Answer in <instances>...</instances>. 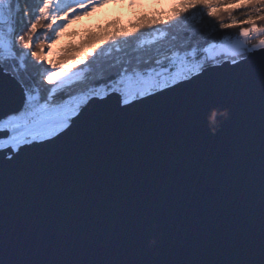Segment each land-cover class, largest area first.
<instances>
[{
    "label": "snow or ice",
    "instance_id": "1",
    "mask_svg": "<svg viewBox=\"0 0 264 264\" xmlns=\"http://www.w3.org/2000/svg\"><path fill=\"white\" fill-rule=\"evenodd\" d=\"M73 2L77 3L75 8L62 0H0V169L5 173L28 169L34 150L58 145L86 119L99 117L96 124L109 130L146 104L161 99L173 109L177 149L188 145L195 154V166L196 155L207 146L201 131L210 128L207 135L216 143L225 127L243 134L241 88L256 71L261 83L264 148V0H245L239 17L230 7L239 0H180L172 17L161 22L169 28L183 23V28L170 36L160 32L156 38L140 40L135 47L124 40L127 47H115V54H106L105 48L119 42L118 35L103 36L53 61L47 52L64 31L69 13L75 15L91 6ZM238 20L242 25L239 37L234 38L231 29ZM41 30L54 35L40 39ZM137 32L124 35L136 40L143 34ZM253 40L256 42L249 46ZM214 81H228L234 87L224 90L214 87ZM221 109H226V116L214 115L209 123L206 118ZM184 158L182 151L173 152L170 171L176 173ZM139 163L128 167L122 176L127 195L114 206L119 220L113 243L136 256H157L169 242L178 246L187 242L185 220L171 233L159 223L153 226L159 215L142 204L134 190L150 186L157 176L145 169L142 161ZM210 175V170L201 172V190ZM158 179L162 187L168 186V175ZM175 179L178 186L187 187L183 176ZM261 199L264 203V194ZM260 246L264 253V231ZM236 254L240 255L239 249ZM0 264L31 262L13 256L0 259ZM101 264L178 262L126 259ZM227 264L253 262L235 259ZM254 264H264V255Z\"/></svg>",
    "mask_w": 264,
    "mask_h": 264
},
{
    "label": "water",
    "instance_id": "2",
    "mask_svg": "<svg viewBox=\"0 0 264 264\" xmlns=\"http://www.w3.org/2000/svg\"><path fill=\"white\" fill-rule=\"evenodd\" d=\"M213 86L234 87L228 81H214ZM241 103L243 134L225 127L216 143L207 135L210 128L201 131L207 146L196 155L195 166L188 145L177 149L173 109L161 99L109 130L96 124L99 117L86 119L58 145L34 150L28 169H0V259L18 256L31 264L259 261L264 255V148L258 71L242 86ZM217 114L225 117L226 109L206 119L210 123ZM178 150L185 158L173 173L169 157ZM141 161L157 176L150 186L134 190L142 204L159 215L153 226L159 223L171 233L185 220L187 242H169L157 256H136L113 243L119 220L114 206L127 195L123 173ZM209 170L201 190V172ZM160 175L170 177L166 188L159 183ZM177 175L184 177L187 187L178 186Z\"/></svg>",
    "mask_w": 264,
    "mask_h": 264
},
{
    "label": "trees",
    "instance_id": "3",
    "mask_svg": "<svg viewBox=\"0 0 264 264\" xmlns=\"http://www.w3.org/2000/svg\"><path fill=\"white\" fill-rule=\"evenodd\" d=\"M245 0H239V4L231 5V9L235 12V15L239 17L241 12L239 10L240 5H243ZM180 0L172 4L165 10H157L153 5H143L135 15L131 18L121 21L120 17L112 18L108 14H104L103 18L100 19L91 29L84 28L81 30H75L74 34L81 36L80 44L77 47L65 44L58 49V52L49 57L53 61L60 60L63 56L70 55L71 50L80 47L86 42H91L94 38H99L103 36H112L118 35L119 42H113L112 47H106V54H115V47H127L123 43L124 40H128L132 47H135L140 40H151L159 36L160 32H165L169 36L172 32L180 31L183 28V23L174 24L171 28L168 25H164L161 22L168 20L172 17L173 13L179 8ZM228 23H232L229 21ZM149 25H152L150 28ZM242 22L237 21L232 25L231 33L234 38L239 37V28L241 27ZM218 27V26H217ZM137 30L143 32L142 35H139V39L133 40L129 36H125V33L132 35H137ZM51 32L49 30H41L40 39H43L45 36H49ZM47 42V41H46ZM255 42V40L253 41ZM250 44L251 41H250Z\"/></svg>",
    "mask_w": 264,
    "mask_h": 264
},
{
    "label": "rangeland",
    "instance_id": "4",
    "mask_svg": "<svg viewBox=\"0 0 264 264\" xmlns=\"http://www.w3.org/2000/svg\"><path fill=\"white\" fill-rule=\"evenodd\" d=\"M178 0H77L85 5H91L84 10H78L75 15L69 13V21L63 25L64 31L47 52V57L54 56L58 49L69 44L77 47L80 44L81 36L74 34L75 30L93 27L103 18L104 14H108L112 18L120 17L121 21L131 18L135 15L139 8L143 5H153L157 10H165ZM62 3H68L75 8L77 3L73 0H62ZM49 35H54L50 33ZM254 41V40H253ZM251 41V43H255ZM48 42V41H47ZM46 42V43H47ZM61 45V46H60ZM249 42V46H250Z\"/></svg>",
    "mask_w": 264,
    "mask_h": 264
}]
</instances>
